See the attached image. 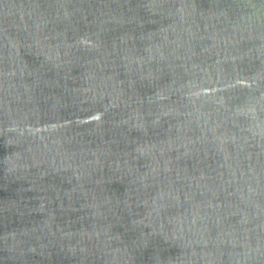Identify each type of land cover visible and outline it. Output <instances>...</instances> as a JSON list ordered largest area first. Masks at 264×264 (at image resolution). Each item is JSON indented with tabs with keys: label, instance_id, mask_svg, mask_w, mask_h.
<instances>
[{
	"label": "water",
	"instance_id": "95a60500",
	"mask_svg": "<svg viewBox=\"0 0 264 264\" xmlns=\"http://www.w3.org/2000/svg\"><path fill=\"white\" fill-rule=\"evenodd\" d=\"M0 264H264V0H0Z\"/></svg>",
	"mask_w": 264,
	"mask_h": 264
}]
</instances>
